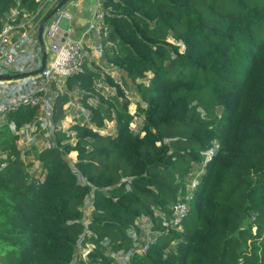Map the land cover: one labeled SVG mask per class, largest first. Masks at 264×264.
<instances>
[{
    "label": "trees",
    "instance_id": "trees-1",
    "mask_svg": "<svg viewBox=\"0 0 264 264\" xmlns=\"http://www.w3.org/2000/svg\"><path fill=\"white\" fill-rule=\"evenodd\" d=\"M42 5L0 0V34L24 18L39 23ZM102 9L104 58L126 80L108 77L116 88L108 97L85 62L53 113L55 123L65 121L71 94L86 93L96 129H58L55 146L28 163L20 132L38 109L21 107L0 124V263L87 264L77 252L93 244L89 262L99 264H116L121 251H132L129 264H264V0H116ZM133 88L141 92L137 132L126 97ZM106 121L115 122V136L100 133ZM210 150L191 192L187 177ZM36 161L41 178L31 173ZM179 203L188 204L180 227L165 226ZM143 217L158 235L140 254L131 232L139 237Z\"/></svg>",
    "mask_w": 264,
    "mask_h": 264
},
{
    "label": "built area",
    "instance_id": "built-area-1",
    "mask_svg": "<svg viewBox=\"0 0 264 264\" xmlns=\"http://www.w3.org/2000/svg\"><path fill=\"white\" fill-rule=\"evenodd\" d=\"M52 0H48L49 2ZM60 0H56L51 8L43 14V18L56 6ZM46 2V3H47ZM43 7L39 10H42ZM96 10V9H95ZM92 12V18L90 22V31H96L100 33L101 21L103 16L100 13ZM67 19L70 22L69 25V36L65 37L64 40H57L56 34L61 29L59 24L62 19ZM76 23L75 16L63 9L59 11L47 24L44 37L46 40H50V43L47 45L48 58L47 65L44 71L35 77L25 78L22 80L15 81H0V122L7 119V114L14 110H17L21 107H33L38 109V115L40 116V121L37 123L29 124L33 125V132H37V136H40V133L43 130H47L45 133L46 141L42 147V150L45 148H51L55 146L53 138L55 132L58 129H63L60 127L59 123L53 121L54 113V102L55 98L50 100L48 95L52 94L51 90L56 91L60 89L63 90V85L65 82L75 74H78L83 71V66L85 62L88 61L89 53L84 48L82 41H77L72 38ZM17 30V27L13 25H7L2 33L0 34V75L2 74H11V73H22L29 71H19L16 69L17 63L22 62L20 57L30 55L32 50L25 53V55H20L18 48L22 45H33L34 49H37L38 38L36 33V39L29 38L24 35L20 39L19 43L13 41V33ZM67 32V30H66ZM98 33V34H99ZM29 47V46H28ZM103 55V50L100 45L99 50ZM28 60V59H27ZM31 60L30 71L38 69V63ZM41 63V58H40ZM62 89V90H61ZM91 116V115H90ZM90 120V117H89ZM26 125V126H29ZM12 130L15 131V124H11ZM44 130V131H45ZM64 130V129H63ZM21 133V132H20ZM37 140V137L35 138ZM215 155L214 150H210L206 153V164L213 158ZM189 199V198H188ZM173 219L168 222L165 221L164 225L172 228H179L184 217L188 212V204L179 203L174 207ZM86 221L88 218H85ZM149 219V218H147ZM152 230V221L149 219ZM134 232V231H133ZM132 237L136 240V236ZM137 241V240H136ZM88 246V245H87ZM94 246V245H93ZM145 250L140 252V250H133V252L144 253L147 250V245L145 244ZM94 249V248H93ZM91 249H82L81 257L87 258V264H99L89 262V255ZM132 251L124 252L121 251L115 255L116 264H129ZM72 264H76L74 261Z\"/></svg>",
    "mask_w": 264,
    "mask_h": 264
},
{
    "label": "rangeland",
    "instance_id": "rangeland-1",
    "mask_svg": "<svg viewBox=\"0 0 264 264\" xmlns=\"http://www.w3.org/2000/svg\"><path fill=\"white\" fill-rule=\"evenodd\" d=\"M47 1L48 0H42V4H43L42 7H45V4H46ZM52 1L54 2V0H52ZM72 1H74V0H72ZM101 2L103 4V0H101ZM102 4L100 6H95L94 5V12H97V13L101 12V14H103L102 13V10H103L102 9ZM46 9H45V11H46ZM40 13L44 14L43 11L40 12ZM39 25H40V23H37L35 27L38 28ZM25 27H27V26H25ZM31 27H33V26H31ZM37 31L38 30L36 29L35 33H37ZM23 32H22V34H23ZM27 33L28 32H25V34H23V35L25 36ZM99 35H100V33H99ZM170 41L173 42L174 44L180 46L181 47V51H184L185 47L182 44V42H178V41H176L175 39H172V38H170ZM96 44L97 43H95V45ZM95 48L97 49V47H95ZM35 52L37 54L36 63H38V66H39L40 58H41L40 51L35 49ZM97 52H98V57L94 56V58H95V60L98 59L99 62H103L104 61L103 67H105L106 73H108V75H111L114 78V80H116L118 83H120V84L124 83L123 81L126 80V74L123 71H121L120 69H118L117 67H115V66L110 64L112 67H115V69H117V70H115L114 68L112 69V67L105 61L104 53L102 55V53L99 50H97ZM151 78H152V75L149 74V77L144 79L142 83H145L146 85H148L150 83V79ZM107 85L110 88H109V91L106 92L107 95L106 94L105 95L108 96V97L112 96V95H110L112 91H113L112 92L113 95L116 94L115 86L113 84H111V82H109V81H108ZM103 86H104V79H103ZM59 91H60V89H57L55 91L56 94ZM55 92H53L50 96L48 95V98L50 100H52V98L54 99ZM126 94H127L126 95L127 100L130 101V103H131L130 106H129V110H130V112L132 114H135V120H134V123L132 124V129L137 132L143 126V116L137 114L138 108H139V105H138L139 102L138 101H139V99L141 97V92H139V90L137 88H133V89L129 90V93L126 92ZM145 106L146 105L144 104V107ZM66 109H67V118L64 121V125H66V128L64 129V127H63V129L65 131H69L70 128L72 127V125H74L76 123H83V124L88 123L89 124L90 122L91 123L89 125L92 126L94 129H96V126L94 124H92L91 120H89L91 112L88 111L85 107H83V104L80 102V99L77 100V102H74V103L68 105V108H66ZM74 115H76V116L74 117ZM67 121H70V125H68ZM44 130H43L44 134H43V132H41V135H40L41 137L37 136V140L35 138H28L27 139V137H25L26 138L25 142L22 145H20L21 146L20 147L21 150L23 151V153H25V157L24 158L26 159V162L29 163V162L35 161V153H36L35 151H42V147H43V145H44V143L46 141V137H44V136H45V133L47 131V130H45V131ZM99 131H100V133L102 135L115 136L117 134L115 122L114 121L113 122L112 121H106V126L103 129H100ZM30 134L31 135L37 134V132H32L31 131ZM69 134H74V132L73 133L69 132ZM75 143H76V140L73 139L72 140V144H75ZM73 155H75V154H70L67 159H68V161H70V163L72 165H75L76 164L75 162H77V161H76V157L73 156ZM205 166H206V160L201 165H194V170H192L190 175L187 177L188 181H189L188 188H189V190L191 192L194 191L196 189V187L198 186L199 177H201V175L203 173H205ZM31 171H32L31 173H34L36 175V178H38V177L41 178L42 169H41V165H40L39 162H37V161L35 162V165L31 168ZM92 208H93V202L90 199L88 201V206L85 209V218H90ZM137 227L141 230L139 237H138V234H136V231L131 232V235L136 236V238L138 237L137 241L135 240L136 250H140V252H143L145 250V247H144L145 244H148V243H151V242L155 241L158 233H156V232L151 230L150 221L146 217L140 218L137 221ZM84 248H86V249L90 248L91 251L93 252L94 246H93V244H88V246H86V247H81L80 246L79 250L77 252V255L80 256V258H81L82 249H84Z\"/></svg>",
    "mask_w": 264,
    "mask_h": 264
},
{
    "label": "crops",
    "instance_id": "crops-1",
    "mask_svg": "<svg viewBox=\"0 0 264 264\" xmlns=\"http://www.w3.org/2000/svg\"><path fill=\"white\" fill-rule=\"evenodd\" d=\"M54 2H55V0H54ZM54 2L53 1L52 2L51 1L47 2L45 4V7H43L40 12H42V11L44 13L47 12L51 8V6L54 4ZM101 4H102L101 0H74L71 3L67 4V6L65 7V10L71 12L76 18V23H75L74 32L72 34V38L77 40V41H82L83 42L84 48L89 53V57H88V61H87L89 67L92 69V71L97 72V73L100 74V79H98V81L96 83V87L98 89V92H102V94H104V95L106 94L107 95L106 92H108L109 88H110L107 85V83L109 81L108 77H110L111 75H108V73H106V69H105V67H103L104 61L103 62H99L98 59L95 60V58H94V56L98 57L97 50H100V45H101L100 44V35L98 34L99 32L97 33L96 31L95 32L94 31H90V29H89L90 28L91 18H92V12L94 11V5L95 6H100ZM45 9H46V11H45ZM36 19H37V17H34V16H32L31 18L29 17V18H24L23 19L21 24L19 26H17V30L13 33V38H14L13 41H15V43H19L20 42V39L22 38L23 34H25V32H28L25 36H28L29 38H32V39H36L35 30L36 29L38 30L39 27H40V25H39L38 28L35 27L36 23H37V22H35ZM39 20H40L39 23L41 24L42 20L41 19H39ZM25 26H27V27H25ZM31 26H33V27H31ZM22 32H23V34H22ZM65 33H66V30L61 28L59 30V32L56 34V39L57 40H64L65 39ZM37 38H38V31H37ZM46 43L48 45L50 43V40H46ZM95 43H97L96 44L97 46L95 45ZM28 46L25 45V44H22L18 48V52H19L20 55H25L26 52L32 50L30 55H26V56H21L20 57L22 62L17 63V65L15 67L19 71H30L31 60L34 61L33 62L34 65H35V62L37 61V54H36L35 49H34V44L33 45L29 44ZM36 46H37V50L40 51V56H41V49H40L39 43ZM95 47H97V49ZM105 61H106V59H105ZM113 68L115 69V67H112V69ZM115 70H117V69H115ZM110 78L114 80V78L112 76ZM103 79H104V86H103ZM114 83L120 84L116 80H114ZM66 86H67V81L63 85V90H66ZM53 92H55V91L52 90V93ZM112 92H111L110 95H113ZM57 94L55 92V97L54 98H56ZM86 95H87L86 93L74 91L71 94L72 100H71V102L68 105H70V104H72L74 102H77V100L80 99V102L83 104V107H85L83 101H84ZM98 102H99V100H98L97 96H95V95H92L89 98V100H88V103H90V105H93V106L97 105ZM68 105L66 106V108H68ZM66 114H67V109H66ZM75 116L76 115H74V117ZM66 118H67V116H66ZM90 120H91V116H90ZM6 121H7V119L5 121L0 122V124L6 123ZM39 121H40V116L38 115V120L36 122L38 123ZM67 123H68V125H70V121H67ZM33 125L25 126L21 130L20 139H19V147H21L20 145H22L25 142V139H26L25 137H27V139L28 138H36L37 137V134H33V135L30 134L31 131L33 132V129H32ZM59 125H60L61 128H63V127H64V129L66 128V125H64V121L59 123ZM10 127H11V125H10ZM11 129H12V127H11ZM43 134H44V132H43ZM40 135H41V133H40ZM71 154H75L73 156L76 157V161H77L78 160V152H72Z\"/></svg>",
    "mask_w": 264,
    "mask_h": 264
},
{
    "label": "water",
    "instance_id": "water-1",
    "mask_svg": "<svg viewBox=\"0 0 264 264\" xmlns=\"http://www.w3.org/2000/svg\"><path fill=\"white\" fill-rule=\"evenodd\" d=\"M72 0H60L56 6L43 18L40 27L38 29V41L41 49V63L38 69L29 72H22V73H9V74H2L0 75V81H15V80H22L25 78L35 77L40 75L47 65V58H48V51H47V43L44 37V32L48 22L61 10L65 9L68 3ZM103 1H116V0H103ZM69 25L70 22L67 19H62L59 26L64 30H67L65 33V37L69 36ZM67 89V86H66ZM89 259H95L96 255L91 252L88 256Z\"/></svg>",
    "mask_w": 264,
    "mask_h": 264
}]
</instances>
